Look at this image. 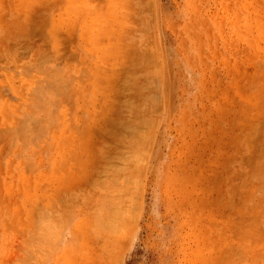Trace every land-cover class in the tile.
<instances>
[{
    "label": "rangeland",
    "instance_id": "374dc122",
    "mask_svg": "<svg viewBox=\"0 0 264 264\" xmlns=\"http://www.w3.org/2000/svg\"><path fill=\"white\" fill-rule=\"evenodd\" d=\"M0 264H264V0H0Z\"/></svg>",
    "mask_w": 264,
    "mask_h": 264
},
{
    "label": "bare ground",
    "instance_id": "6f19581e",
    "mask_svg": "<svg viewBox=\"0 0 264 264\" xmlns=\"http://www.w3.org/2000/svg\"><path fill=\"white\" fill-rule=\"evenodd\" d=\"M127 127V126H126ZM134 132V131H133ZM137 137V136H136ZM137 146V145H136ZM135 153V152H134ZM137 154H139V153H137Z\"/></svg>",
    "mask_w": 264,
    "mask_h": 264
}]
</instances>
